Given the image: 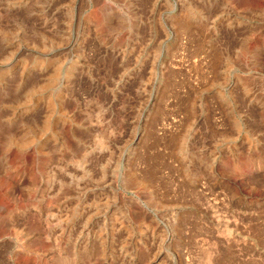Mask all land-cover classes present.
Segmentation results:
<instances>
[{
    "label": "rangeland",
    "instance_id": "rangeland-1",
    "mask_svg": "<svg viewBox=\"0 0 264 264\" xmlns=\"http://www.w3.org/2000/svg\"><path fill=\"white\" fill-rule=\"evenodd\" d=\"M0 264H264V0H0Z\"/></svg>",
    "mask_w": 264,
    "mask_h": 264
}]
</instances>
